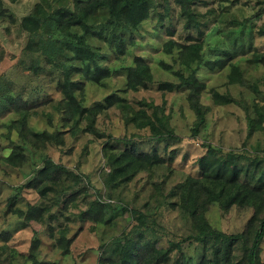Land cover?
Instances as JSON below:
<instances>
[{"label": "rangeland", "instance_id": "obj_1", "mask_svg": "<svg viewBox=\"0 0 264 264\" xmlns=\"http://www.w3.org/2000/svg\"><path fill=\"white\" fill-rule=\"evenodd\" d=\"M72 1L16 0L11 3L3 0L7 11L0 18V108L4 105L2 94L33 96V99L30 97L31 113L35 114L28 121L30 130L37 133L60 131L63 145L27 146L22 165L11 167L4 157L15 144L23 141L16 131L9 130L6 125L15 116L12 112L0 110L2 264H28L29 247L34 239H38L40 261L102 264L103 254L112 239L134 224L130 212L122 208L145 213L148 223L154 222L158 231L154 235L160 247L167 248L170 241L179 242L193 235L192 221L176 205L178 194L174 192L173 195L171 191L182 185L188 176L199 175L197 169L202 158L214 160L215 168L226 169L228 174L237 173L241 183L261 186L259 195L264 199V0H197L193 4L200 14L199 19L207 21L206 27L201 26L205 32L202 38L204 62H226L222 68L215 66L214 69L203 64L197 71V78L205 85L200 102L207 110L205 124L195 137V113L187 101V91L181 88L175 92H161L156 88L157 83L162 81L178 83L174 72L180 69L187 73L178 64L176 50L170 55L163 52L164 43L170 38L183 41L188 33L196 36L194 30H183L184 20L179 18V8L172 0L169 16L160 18L155 15L144 21L134 34L135 45L118 59L99 42H91L93 48L100 47L104 52L101 63L108 65L113 75L104 80L102 86L83 82L82 92H77L79 97H83V105L101 103L107 95L115 92L135 109L138 108L137 102L152 101L160 109L163 108L172 134L176 136L165 141L153 139L148 128L139 130L129 124L128 117L116 107L103 110L97 117L96 127L103 137L84 132V124L75 135L68 127H63L61 113L56 106L61 96L51 78L56 74L51 76V68L44 67L41 77L35 78L28 69L30 56L24 54L27 37L21 31L19 21L33 9L49 12V7L61 9ZM164 9L160 7L158 12L163 14ZM209 11L211 14L207 16ZM167 29L174 31L173 37L167 36ZM254 56L263 58L254 63ZM135 57H141L149 65L155 84L147 90L126 91L124 69L135 64ZM163 63L171 65V70H164ZM233 65L241 73V83L232 84L229 81ZM74 79L82 81L81 77ZM213 92L230 96L238 103L217 105L212 98ZM248 118L256 122L251 133ZM106 141L110 143L107 149L104 148ZM132 146L142 153L155 149L165 162L150 171L138 172L130 181L105 186L107 157ZM47 156L84 178L78 180L64 176L56 183L44 182L36 189L25 188L33 170L40 167ZM154 183L161 186L156 192ZM76 192L82 193L67 204L66 200ZM93 201L104 205L101 223L80 218L79 213ZM9 202H13L11 208ZM28 204L45 210L38 220L26 222L15 214V211L25 212ZM254 211L255 207L244 201L228 208L214 202L208 206L206 219L213 229L227 234L240 233ZM63 231L65 238L72 241L66 255L56 246V240ZM181 244V252H175V256L182 258L184 264H196L202 255L201 246L188 240ZM240 258L241 251L236 246L231 261L234 263ZM259 264H264V239Z\"/></svg>", "mask_w": 264, "mask_h": 264}, {"label": "trees", "instance_id": "obj_2", "mask_svg": "<svg viewBox=\"0 0 264 264\" xmlns=\"http://www.w3.org/2000/svg\"><path fill=\"white\" fill-rule=\"evenodd\" d=\"M14 3L16 0H8ZM162 1V2H161ZM171 0H73L71 4L58 9L49 7V12L40 8L22 17L19 27L27 37L24 47L25 56H30L29 70L35 78L41 77L43 68H51L49 72L56 83V91L61 99L57 103V111L61 113V121L64 128L68 127L70 133L75 135L80 126L84 124V132L95 137H103L96 127L98 115L108 108L116 107L128 117L129 124L137 129L148 128L156 141H165L176 138L168 123V116L164 115L152 101L137 102L138 108H134L126 99L118 93L107 95L101 103L86 106L83 105V97L77 92H82L83 82L103 85V81L111 78L113 71L105 63L104 52L100 47L93 48L91 42H99L118 59L126 54L129 47L135 45V32L144 21L151 16L164 18L169 16ZM179 8L178 16L182 18L183 30H194L196 36L188 33L183 41L170 38L163 45V52L167 55L175 50L178 54V64L182 69L174 72L179 79L178 83L162 81L156 88L161 92H175L178 89L187 91V101L195 113L193 128L194 137L198 135L200 128L205 124L206 110L200 97L205 89L204 83L197 78V71L203 64L209 69L215 66H225V61L204 62L202 57V38L205 32L201 26L206 27L207 21L199 19L200 14L193 8L197 0H172ZM167 5V6H166ZM264 6V1H263ZM165 8L163 14L158 9ZM264 10V7H263ZM0 0V18L6 14ZM207 16L211 11L206 13ZM10 16V15H8ZM167 36L173 37L174 31L167 29ZM101 46V47H102ZM102 47V48H103ZM263 56H254L253 62L259 63ZM43 60L40 62V60ZM264 59V58H263ZM40 62V63H39ZM135 64L124 69L125 90L138 92L149 89L154 83L149 65L141 57L134 58ZM44 63V66L43 64ZM48 68V69H49ZM164 70H171V65L162 64ZM27 69V70H28ZM28 70V71H29ZM30 73V72H29ZM31 74V73H30ZM240 71L236 65L231 68L230 83L242 82ZM40 75V76H39ZM29 76V75H27ZM45 77V76H44ZM81 77V80L74 79ZM4 105L1 111L12 112L15 117L6 123L9 130L18 133L23 141L17 143L11 152L4 157V161L11 167L17 168L25 159L26 148L63 145L60 131H42L40 133L30 130L28 121L33 106V96L24 97L20 93L2 94ZM32 97V99L30 98ZM212 98L217 105H226L238 102L232 97L213 92ZM254 120L248 118L250 133L254 128ZM110 139V136H107ZM104 148L110 147L106 141ZM106 155V153H105ZM231 158V155H229ZM172 160V159H171ZM165 162L155 149L150 153H142L134 146L126 147L118 153H112L107 157L108 172L104 177L105 186L130 181L140 171L151 170ZM214 160L202 158L199 163L198 176H188L182 185L171 191L178 196L176 205L190 218L194 234L181 241H170L167 248L159 246L155 238L158 233L154 222L148 223V216L138 210H128L134 224L129 230L112 239L103 254L102 264H184L182 258L175 256V252H181L183 242L197 243L201 246L202 255L196 264H259L261 243L264 239V207L261 186H253L239 182L238 174H228L226 169L213 165ZM31 178L25 183V188L36 189L47 183L59 182L62 177L81 180L79 175L68 170L62 164H56L47 156L40 167L33 170ZM123 180V181H122ZM156 189L161 186L155 184ZM82 193V192H80ZM72 194L67 204L75 201L77 195ZM246 202L255 207L254 215L248 220L240 233H224L211 228L206 214L211 203H222L226 208L238 202ZM10 203V202H9ZM13 202L9 204V207ZM103 207L99 201L89 203L87 208L80 212L83 221L101 223L103 221ZM44 209L36 205H27L26 211H15L26 222L38 220ZM262 214V215H261ZM261 215L260 217H258ZM56 240V246L61 248L64 255L69 253L71 240L65 238V232H61ZM236 246L240 248L241 258L231 261V255ZM38 239H34L29 247L28 264H58L54 261L38 260ZM0 253V264H2ZM175 257V259H173Z\"/></svg>", "mask_w": 264, "mask_h": 264}]
</instances>
